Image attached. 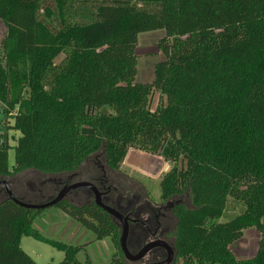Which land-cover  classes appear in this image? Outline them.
<instances>
[{"label": "trees", "instance_id": "16d2710c", "mask_svg": "<svg viewBox=\"0 0 264 264\" xmlns=\"http://www.w3.org/2000/svg\"><path fill=\"white\" fill-rule=\"evenodd\" d=\"M0 20L1 180L72 175L99 153L115 173L132 149L159 156L173 165L161 198L190 196L191 207L173 210L176 264H264V0H0ZM151 32L165 33V59L153 83H136V49ZM8 130L20 134L14 147ZM66 200L55 207L97 241L111 239L110 264H126L109 215ZM231 200L243 211L222 223ZM43 212L0 203V264H36L24 237L64 253L60 264H92L79 259L86 246L34 228ZM253 228L259 250L239 260L232 247Z\"/></svg>", "mask_w": 264, "mask_h": 264}, {"label": "rangeland", "instance_id": "374dc122", "mask_svg": "<svg viewBox=\"0 0 264 264\" xmlns=\"http://www.w3.org/2000/svg\"><path fill=\"white\" fill-rule=\"evenodd\" d=\"M41 13L43 14L44 12L42 11ZM51 28L59 30L58 23L55 22L51 24ZM6 37L7 26L0 20V52L3 51L1 45ZM164 37V32H151L140 36L139 44L136 49V55L138 56V74L135 80L136 83H153L155 79L156 65L165 59L159 47L160 41ZM64 58V55L60 56L56 60V64H60ZM159 96V93H156L154 98H152L151 109L153 111L159 105ZM13 123V121L8 122L6 127H8V125H13ZM0 126V129H3L1 122ZM19 136L20 134L18 132L8 130L7 137L11 147L16 145ZM14 162L15 151L11 149L9 151V164L11 168L13 167ZM98 165L105 166L103 153L92 156L89 163L82 167L81 172L86 171L87 169H92V167ZM172 168L173 165L171 163L165 162V160L159 156L132 149L129 151L121 165L120 171L113 173L112 178H116L117 180V176H119L122 181L130 185L131 189L146 193L149 200L155 203L160 202L161 182L164 176L168 174ZM81 172L79 171L73 175L45 176L36 171H26L6 181L10 186H13L17 195H22L21 191L23 194L25 191H29L32 195L29 193L30 195L27 197L28 199L31 200V198H34L38 200V202L35 200L37 203L44 204L54 199L66 185H69L67 183L72 176ZM86 177L87 176L83 175L80 178ZM80 178H75L74 182L81 180ZM79 191H84V189H78L71 192L73 194L69 195L66 201H70L71 203L73 201V203L78 206L85 204L86 202L83 198L74 199V193ZM7 197V192L1 187L0 203ZM91 201H93L92 198L87 201V203L92 204L89 203ZM175 202L186 207H191L190 196L188 194L176 198L174 203ZM242 211L243 207L231 200L224 218L221 219L220 222H228L238 216ZM115 224L118 226L121 225L118 221H116ZM34 228L45 238L74 246H86V252L84 251L79 255V259L83 262L89 259L92 264H110L116 252V248L111 239L108 238L102 243L97 241L95 235L83 229L80 224L65 215L55 206L44 210L41 215L36 217ZM260 240L261 235L257 229H248L244 232L243 238L232 247V250L239 260L250 259L257 254ZM21 247L36 264H60L65 258L64 253L33 238L24 237L21 242Z\"/></svg>", "mask_w": 264, "mask_h": 264}, {"label": "flooded vegetation", "instance_id": "af4514ba", "mask_svg": "<svg viewBox=\"0 0 264 264\" xmlns=\"http://www.w3.org/2000/svg\"><path fill=\"white\" fill-rule=\"evenodd\" d=\"M96 167L94 166L92 169L83 172H81V168L79 170L81 173L72 176L67 183L69 185L66 186L81 182L94 184L103 194V202L127 219L126 223L129 227L128 249L133 258L138 257L145 249L154 245L141 260L135 262L125 261L126 264H176L177 251L174 235L177 221L173 215V210L177 205H181L174 203L178 197H174L169 201L160 198V202L154 203L149 200L146 193L139 190L134 191L119 176H117V180L112 178V174L115 172L108 170L106 164L105 166L98 165ZM83 175L87 177L80 178ZM75 178L81 180L74 182ZM71 194L73 193L69 195ZM74 194V199L83 198L85 204H88L87 201L92 198L93 201L89 203L95 205L96 198L91 190L84 189V191Z\"/></svg>", "mask_w": 264, "mask_h": 264}, {"label": "water", "instance_id": "95a60500", "mask_svg": "<svg viewBox=\"0 0 264 264\" xmlns=\"http://www.w3.org/2000/svg\"><path fill=\"white\" fill-rule=\"evenodd\" d=\"M1 187H3L6 190L7 196L11 201L15 202L17 205H19L20 207H22L26 210H33V211H43V210H46L48 208L57 206L59 203L66 200L68 195L75 190H78V189L91 190L94 193L95 198H96L95 205L98 208H100L101 210H103L105 213H107L113 221L118 220L121 223V225L118 226L120 229V247H121V250L123 252L125 261H132V262L139 261L147 254V252H149L151 250V248L154 247V245L153 246L151 245L147 249H145L138 257H136V258L132 257V254L130 253V251L128 249L129 227L126 223L127 219H125L115 209L107 206L103 202V194L100 192V190L94 184H92L90 182H81V183H76V184L71 185V186H66L63 190H61L59 192V194L54 199H52L49 202L44 203V204H29V203H24V202L18 200L14 196V194L11 190L10 184L6 180L0 181V188Z\"/></svg>", "mask_w": 264, "mask_h": 264}, {"label": "built area", "instance_id": "2783aa9c", "mask_svg": "<svg viewBox=\"0 0 264 264\" xmlns=\"http://www.w3.org/2000/svg\"><path fill=\"white\" fill-rule=\"evenodd\" d=\"M11 115H14V114H11ZM11 117H12V116H11ZM3 121H5V120H4V117H3V116H0V122L2 123V125H3ZM10 121H13V119H12V118L8 119V120H7V123L10 122ZM0 127H1V126H0ZM1 129H2V128H1ZM1 129H0V130H1ZM1 144H2V142L0 141V146H1Z\"/></svg>", "mask_w": 264, "mask_h": 264}, {"label": "crops", "instance_id": "0c3cea01", "mask_svg": "<svg viewBox=\"0 0 264 264\" xmlns=\"http://www.w3.org/2000/svg\"><path fill=\"white\" fill-rule=\"evenodd\" d=\"M103 241H101V243H102Z\"/></svg>", "mask_w": 264, "mask_h": 264}]
</instances>
